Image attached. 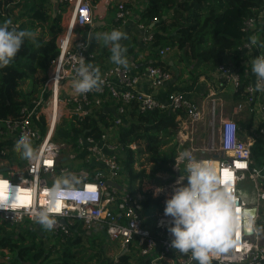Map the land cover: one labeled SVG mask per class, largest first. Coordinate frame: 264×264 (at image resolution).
<instances>
[{
    "label": "built area",
    "instance_id": "obj_1",
    "mask_svg": "<svg viewBox=\"0 0 264 264\" xmlns=\"http://www.w3.org/2000/svg\"><path fill=\"white\" fill-rule=\"evenodd\" d=\"M55 2L63 29L55 38L58 55L51 61L38 93L20 107L18 116L0 119V188L9 192H0V217L10 224L39 228L34 211L46 204L47 190L58 177L73 173L81 183L60 193L57 223L48 230L60 241L76 236L79 224L84 231H101L117 245L120 256L128 257L129 264L141 260L145 264H197L190 253L184 255L170 247V218L164 213L152 218L154 232L145 227L142 196L128 188L119 163L123 147L115 138L116 130L130 125L137 114L164 110L182 113L177 117V128L170 131L176 146L182 148L172 167L176 174L182 170L179 181L187 175L185 152L211 162L221 179L232 183L238 204L255 209V223L264 227V155L257 160L251 154L256 136L264 142V92L253 90L256 77L251 72V60L260 55L255 46L242 42L237 47L239 62L218 65L201 79L203 94L197 99L189 92L166 93L172 75L152 65L140 72L108 65L99 69L104 81L100 90L77 95L71 81L81 59L97 67L89 35L81 38L76 33L77 28L93 25L92 4L90 0ZM103 2L106 6L114 4L117 24L129 19L124 0ZM262 23L264 9L244 19L242 29L252 32ZM144 27L139 23L140 29ZM151 38L148 34L144 41ZM170 51L165 46L159 56L163 58ZM242 80L246 97L234 102L231 95ZM142 81L146 91L139 88ZM161 93L163 98H159ZM89 118L100 119L97 137L83 131L59 137L57 129L64 121L79 128ZM239 121L249 124L248 128ZM21 137L31 142L34 158L25 159L14 151ZM10 188L16 189L15 193ZM236 239V247L214 257L211 264H264V232L242 229ZM111 263L118 264V257Z\"/></svg>",
    "mask_w": 264,
    "mask_h": 264
},
{
    "label": "trees",
    "instance_id": "obj_2",
    "mask_svg": "<svg viewBox=\"0 0 264 264\" xmlns=\"http://www.w3.org/2000/svg\"><path fill=\"white\" fill-rule=\"evenodd\" d=\"M20 4V5H19ZM24 8L18 16L14 10ZM264 9V0H148L140 13L139 23L153 24L151 41L148 42L149 65L168 70L159 60V50L165 46L173 49L175 56L184 63L187 74L186 89H191L201 77L218 65L237 63L241 56L237 47L249 42L251 35L264 41V23L257 25L252 32L242 29L244 19L256 15ZM11 20L17 30L35 33L33 39H25L12 63L0 68V119L17 117L22 105L30 102L38 93L51 61L57 57L55 38L62 30L60 13L52 17L46 0H0V24ZM260 54L264 49L255 47ZM173 77V75H172ZM169 87L166 93L173 92ZM165 94H160L163 98ZM244 81L231 95L232 101L245 99ZM181 112L170 113L154 110L137 114L127 127L116 130L115 138L123 147L119 163L126 173L128 188L133 194L142 196L141 205L145 217V227L154 232L155 215L163 213V196L153 197L150 190L143 191L145 185L162 188L172 183L177 174L172 170L174 159L182 148L174 141V131ZM100 119L89 118L79 128L64 121L58 127L59 137L67 133L81 131L92 137L100 133ZM238 124L248 128L249 124ZM66 130H69L66 132ZM135 148L131 149L130 146ZM254 159L264 155V142L255 137L251 147ZM182 170H180V173ZM161 177H165L161 181ZM155 213V214H154ZM78 234L60 241L56 236L52 246L44 244L45 228L33 225L10 224L0 217V264H112L100 260L98 249H103L99 238L90 236L76 224ZM88 247V249L86 248ZM118 264H129L128 257L122 255ZM139 264H145L142 260ZM163 264H167L163 262Z\"/></svg>",
    "mask_w": 264,
    "mask_h": 264
},
{
    "label": "clouds",
    "instance_id": "obj_3",
    "mask_svg": "<svg viewBox=\"0 0 264 264\" xmlns=\"http://www.w3.org/2000/svg\"><path fill=\"white\" fill-rule=\"evenodd\" d=\"M12 21L0 24V68L8 67L20 51L25 39H33L35 33L29 30H17L10 27ZM106 46L110 45L112 63L127 68V49L120 41L127 34L113 29L110 32L97 33ZM249 47L264 49V41L257 35L249 38ZM251 72L256 77L254 91L264 92V53L251 60ZM104 81L98 67L85 64L81 59L71 88L77 95L100 90ZM14 151L25 159L36 156L31 142L21 137L14 145ZM187 172L184 181H176L170 197L166 198L163 213L170 218L168 231L172 235L170 247L181 254H191V260L197 264H211L212 259L236 247V239L241 230L264 232V227L256 225V210L244 209L238 204V197L231 182L222 180L217 168L206 161L197 160L191 153L185 152ZM186 181V183H185ZM80 178L73 173L58 177L47 190L46 204L34 211L36 222L47 230L53 229L60 213V193L80 184ZM155 189L154 195L162 192ZM59 209V211H57Z\"/></svg>",
    "mask_w": 264,
    "mask_h": 264
},
{
    "label": "crops",
    "instance_id": "obj_4",
    "mask_svg": "<svg viewBox=\"0 0 264 264\" xmlns=\"http://www.w3.org/2000/svg\"><path fill=\"white\" fill-rule=\"evenodd\" d=\"M53 0H46L48 10L52 17H55L58 14V9L56 11V15H53ZM126 8L130 12L129 19L124 24H117L114 18L115 6L114 4H110L106 6L103 0H90L92 4V15L94 18L93 25L87 27H81L76 29V33L79 37L84 38L86 34L89 35V45L92 53L95 56V60L97 63V67L99 69L104 68L108 65H113L111 62L110 56V45L106 46L102 39H97V33L110 32L113 29H118L127 34V39H122L120 43L124 46L127 51L125 53L128 59V68L132 69L135 72L142 71L145 66L149 65L151 60L148 58L149 56V46L148 42H145V38L148 34H151V28L153 24L145 26L143 29L139 28V17L140 13L144 10L147 5L148 0H124ZM29 2H33V0H29ZM60 26L62 28V17L60 15ZM63 30V29H62ZM62 30L60 32H62ZM59 32V33H60ZM58 33V34H59ZM174 54V50L171 49ZM170 51V52H171ZM169 52V53H170ZM166 54L163 58H159L161 62H163L168 70L173 72V77L169 85L164 89L167 90L169 87H172L173 92H189V95L194 99H197L199 95L203 94L202 86L203 83L200 82L201 79L207 78L209 72L206 77H201L198 79V82L191 88L186 89L187 74L183 70L184 63L179 60L178 57L170 56ZM196 87V88H195ZM139 88L142 91H146V82L142 81L139 84ZM195 88V89H194ZM163 94V93H161ZM1 145V144H0ZM91 237L99 238V243H102L103 249H98L100 260L113 261L115 258L120 257V250L118 252L117 245L111 244L106 239L104 234L99 230H89L87 231ZM105 247H112L113 252L117 250L116 254L114 253H105Z\"/></svg>",
    "mask_w": 264,
    "mask_h": 264
},
{
    "label": "rangeland",
    "instance_id": "obj_5",
    "mask_svg": "<svg viewBox=\"0 0 264 264\" xmlns=\"http://www.w3.org/2000/svg\"><path fill=\"white\" fill-rule=\"evenodd\" d=\"M18 1H20L21 3H24L25 0H18ZM21 12H23V16H26L25 10L21 6H19L17 9L14 10V14L17 15V16ZM169 55L170 56H174L175 55V52L173 54V52L171 51L169 53ZM225 64H229V63H225ZM179 174L180 173H177V177L174 179V181L172 183H169L168 185L165 184L162 187L163 191L160 192L159 194L154 195L155 189L160 188V187H158L156 185H145V186L142 187V190L143 191L150 190L152 192V196L153 197L163 196V200L165 201L166 198L170 197V195H171L172 186L175 184V182L177 180L179 181V176H178ZM164 180H165V177H161V181H164ZM45 232H46L45 236H42V239H43L44 244L47 245V246L54 245V244H52L54 241H56V238L54 237V235L51 234V232H49L48 230H45ZM109 243L113 244L112 242H109ZM86 248L88 249V247H86ZM116 252H117V250L113 252V248L112 247H105V253H114V254H116Z\"/></svg>",
    "mask_w": 264,
    "mask_h": 264
},
{
    "label": "water",
    "instance_id": "obj_6",
    "mask_svg": "<svg viewBox=\"0 0 264 264\" xmlns=\"http://www.w3.org/2000/svg\"><path fill=\"white\" fill-rule=\"evenodd\" d=\"M52 4H53V15H56L58 4L55 2V0L52 1Z\"/></svg>",
    "mask_w": 264,
    "mask_h": 264
},
{
    "label": "bare ground",
    "instance_id": "obj_7",
    "mask_svg": "<svg viewBox=\"0 0 264 264\" xmlns=\"http://www.w3.org/2000/svg\"><path fill=\"white\" fill-rule=\"evenodd\" d=\"M4 190H5V188H0V192H2V193H9V192H4ZM10 191L12 193H15L16 189L10 188Z\"/></svg>",
    "mask_w": 264,
    "mask_h": 264
},
{
    "label": "snow or ice",
    "instance_id": "obj_8",
    "mask_svg": "<svg viewBox=\"0 0 264 264\" xmlns=\"http://www.w3.org/2000/svg\"><path fill=\"white\" fill-rule=\"evenodd\" d=\"M57 211H59V209H57Z\"/></svg>",
    "mask_w": 264,
    "mask_h": 264
}]
</instances>
